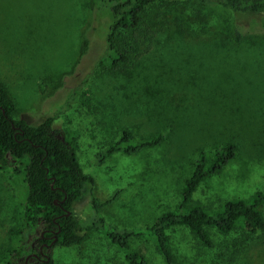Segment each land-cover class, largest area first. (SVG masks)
<instances>
[{
    "label": "rangeland",
    "instance_id": "rangeland-1",
    "mask_svg": "<svg viewBox=\"0 0 264 264\" xmlns=\"http://www.w3.org/2000/svg\"><path fill=\"white\" fill-rule=\"evenodd\" d=\"M146 12L157 20L150 28L153 45L133 64L110 70L95 67L111 23L104 4L0 0V83L15 101L17 118L36 126L52 117L58 135L73 143L82 171L93 178L76 210L96 221L91 199L102 204L114 197L99 218L117 230L143 233L131 238V250L147 264H166L147 230L175 209L199 153L236 147L235 157L196 191L192 205L216 211L227 200L264 191V17L185 0L160 1ZM83 38L90 49L79 59ZM123 130L137 142L163 133L165 142L102 160ZM24 165L0 166V264H7L20 240L27 255L38 251L31 244L39 231L20 233ZM211 233L217 246L226 240ZM166 234L176 264H194L185 259L188 247L195 249L197 264H264V235L246 245L239 241L244 247L234 256L210 261L189 232L173 228ZM49 251L54 264H127L126 253L102 228H88L80 248Z\"/></svg>",
    "mask_w": 264,
    "mask_h": 264
},
{
    "label": "trees",
    "instance_id": "trees-1",
    "mask_svg": "<svg viewBox=\"0 0 264 264\" xmlns=\"http://www.w3.org/2000/svg\"><path fill=\"white\" fill-rule=\"evenodd\" d=\"M92 8L104 4L111 13V23L105 38V54L95 63V67L110 70L124 68L128 63L149 51L154 42L150 28L155 27L156 19H150L147 9L164 0H89ZM191 3H210L221 6L237 16L264 17V0H185ZM149 22V23H148ZM241 39L236 34V41ZM90 49L86 38L81 40L79 59ZM133 61V62H132ZM77 63V62H76ZM52 117L45 118L39 125H31L16 117L15 101L0 83V166L7 167L12 162L25 161L24 183L27 192L23 205L22 219L24 231L35 233L39 243L41 231H54L57 235L55 246L81 247L84 245L88 228L103 229L112 244L126 253L127 264H147L145 258L131 250V238L142 236L141 232L117 230L99 218V211L109 205L114 197L102 204L92 198L90 209L95 220H87V215L78 212L75 203L83 196L85 189L93 184V178L85 174L78 162L74 145L61 138L53 128ZM165 142V134L160 133L146 141L137 142L128 130H123L118 139L107 147L106 155L124 153L134 155L144 150L154 149ZM236 147L224 145L212 152L199 153L192 175L186 180L181 198L174 210L161 215L152 225L150 236L155 238L158 253L166 264H176V256L171 248L166 231L182 228L189 232L210 261H222L225 257L236 255L248 240H256L264 235V191H255L247 198H234L225 201L216 211H207L200 204H191L193 195L206 179L218 174L234 157ZM264 179V168H263ZM59 230V232H58ZM215 235L226 239L217 246ZM240 232L238 240L233 234ZM49 236V234H44ZM186 260L197 264L195 249L189 248ZM205 251V253H206ZM45 252V250L43 251ZM204 251H198V255ZM39 264H54L52 254ZM27 254L24 241L13 250L7 264H23Z\"/></svg>",
    "mask_w": 264,
    "mask_h": 264
},
{
    "label": "flooded vegetation",
    "instance_id": "flooded-vegetation-1",
    "mask_svg": "<svg viewBox=\"0 0 264 264\" xmlns=\"http://www.w3.org/2000/svg\"><path fill=\"white\" fill-rule=\"evenodd\" d=\"M44 234H49V236H44ZM40 237L43 241H48L49 243H45V242L39 243L37 239H34L31 244V247L34 248L35 246H37L38 251L37 253H30L27 255V256H30V258L27 260V264L30 259H34L36 263L39 264V262L42 261V259H44V257L47 256L46 252H49V249H52V246L50 244L54 237V231L43 230L41 231ZM44 250L45 252H43ZM24 263H25V260H24Z\"/></svg>",
    "mask_w": 264,
    "mask_h": 264
},
{
    "label": "water",
    "instance_id": "water-1",
    "mask_svg": "<svg viewBox=\"0 0 264 264\" xmlns=\"http://www.w3.org/2000/svg\"><path fill=\"white\" fill-rule=\"evenodd\" d=\"M58 232H59V230H58ZM56 240H57V235L54 234V237H53L52 242H51L50 245L56 243ZM29 258H30V256H27V257H26V259H25V263H24V264H27V260H28Z\"/></svg>",
    "mask_w": 264,
    "mask_h": 264
}]
</instances>
